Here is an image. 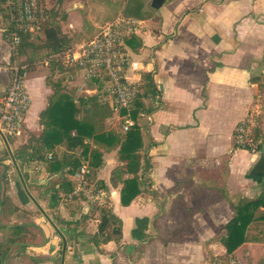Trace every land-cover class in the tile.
<instances>
[{"label": "crops", "instance_id": "1", "mask_svg": "<svg viewBox=\"0 0 264 264\" xmlns=\"http://www.w3.org/2000/svg\"><path fill=\"white\" fill-rule=\"evenodd\" d=\"M152 1L123 0L127 13H117L139 21L124 43L131 57L126 75L139 85L135 127L142 138L140 154L150 165L140 175V194L129 205L121 206V184L110 181L111 171L122 164L118 141H84L100 155L95 178L105 184L121 222L119 243L95 246L90 239L97 216L85 218L64 201L49 204L47 191L57 186L62 172H49L34 159L43 130L39 114L47 108L54 85L71 98L78 120L89 107L82 98L94 95L108 108L111 100L103 81L50 63L49 56L39 65L36 45L45 41L41 31L19 54L29 64L24 83L30 106L22 132L0 137V264H205L210 255L224 253L219 241L235 209L264 197V145L251 155L233 142L236 125L263 86L264 0H164L158 8ZM50 5L51 0H44L47 23ZM78 7L66 9V21L59 25L74 31L98 26L84 5ZM3 27L0 19V96L8 87L12 59ZM96 33L68 48L61 47L60 39L59 49H75ZM113 119L120 117L112 110L111 116L91 120L99 132L117 137ZM22 148L28 163L18 168L14 155ZM53 150L68 153L63 144ZM262 211L260 207L257 214ZM244 237L232 260L264 264V220L251 223Z\"/></svg>", "mask_w": 264, "mask_h": 264}, {"label": "trees", "instance_id": "2", "mask_svg": "<svg viewBox=\"0 0 264 264\" xmlns=\"http://www.w3.org/2000/svg\"><path fill=\"white\" fill-rule=\"evenodd\" d=\"M126 13L127 11L125 9L123 14ZM41 31L45 34V46L50 51L48 56L50 57L51 55L59 53L60 46L58 45V40L60 39L57 37L58 29L51 25H47V20H45L41 23ZM37 39L38 36L31 40L29 34L23 35L21 44L16 50L18 56L20 50L34 43ZM49 62L52 63L55 62V60H49ZM57 63L58 62H55V64ZM94 78H97L96 81H106L101 71L97 72L90 80ZM46 83L50 84L47 78ZM56 87L54 85L53 95L48 101L47 108L39 114L43 130L41 136L38 138L40 152L34 159L45 164L49 172H62L59 178L60 181L56 184L57 186L47 191L49 193V204L53 206L59 201H64L67 205H73L75 211L85 218L97 216L98 224L96 234L90 239L95 246L110 241L119 243L121 222L113 214L109 201H106V203L102 205L89 206L87 210L83 211L80 210V197L75 196L71 199H67L66 196L71 193L75 187V183L71 176L85 163L89 171V175L87 176L89 181L95 186L106 189L105 184L95 178L100 158L98 150H96V148L89 150V146H87L84 141L89 138L98 142L116 139L120 145L118 160L122 164L111 171L110 181L113 186L118 183L121 184V206L126 207L129 205V203L141 192L140 188L143 183L140 180V175L146 173L150 168L147 156L140 154L143 148L141 134L136 127L131 128L125 133L120 129L121 134L117 135V137L115 136L116 138L111 133L99 132V125L97 122L92 121L93 118L103 119L106 116H111L112 109L108 108L107 104L103 101H101V104L97 103V98L94 95H92V97H85L82 98V100L89 107L84 112L85 118L78 120L76 117L79 111L75 108L71 98L62 93L59 94L58 88ZM134 103L131 107V117L135 121L137 113ZM118 113L122 120L125 113L123 111ZM255 134H257L256 131ZM61 144L66 146L68 153L62 152L61 155H58L54 152L53 149L55 146ZM49 153L51 154V159H47L46 157ZM14 158L19 160L18 168L28 163L23 148L15 152ZM260 207H263V211L257 214ZM255 220H264L263 196L255 200L247 201L235 209L234 216L224 225L225 232L219 241L225 251L216 256L210 255L209 262L226 264L230 259H233L232 253L246 241L244 237L246 228L251 223L255 222Z\"/></svg>", "mask_w": 264, "mask_h": 264}, {"label": "built area", "instance_id": "3", "mask_svg": "<svg viewBox=\"0 0 264 264\" xmlns=\"http://www.w3.org/2000/svg\"><path fill=\"white\" fill-rule=\"evenodd\" d=\"M0 19L4 23V39L12 53L8 66V87L0 96V137L6 140L21 134L25 114L30 106V96L24 83L29 64L20 61L16 50L23 35L29 34L31 40L39 36L41 23L46 20L44 0H0ZM138 26L139 21L136 18L118 15L102 26L90 41L49 57V60L57 61L65 69H78L86 79L102 72L106 78L104 93L111 100L112 110L118 115L120 111L125 113L122 120L120 119L124 133L136 125L131 117V107L139 93L138 82L129 80L126 75V70L131 65V57L124 43L135 33ZM258 115L255 105L233 132L235 146L251 155L257 154L263 144L261 135L255 134ZM46 157L51 159V154ZM88 175L85 163L71 176L75 187L66 196L67 199L80 197V210L83 211L89 206L102 205L109 201L108 191L95 186L87 178ZM226 264L235 262L230 259Z\"/></svg>", "mask_w": 264, "mask_h": 264}, {"label": "rangeland", "instance_id": "4", "mask_svg": "<svg viewBox=\"0 0 264 264\" xmlns=\"http://www.w3.org/2000/svg\"><path fill=\"white\" fill-rule=\"evenodd\" d=\"M113 1V2H112ZM51 0L49 22L53 23L52 25L48 22L47 25H51L54 28L58 29V38L62 40L61 47L68 48L72 47L75 44L80 43L87 38H90L91 34L95 33L99 27L103 26L105 23L112 21L116 18L118 12H124L125 8H122L123 0ZM78 5H84L86 9V15L90 11L96 18L97 25L90 24L89 26L84 27L82 31H74L72 28L67 25H59L60 21H66V9L68 12L73 10H79ZM122 8V9H121ZM97 11V12H96ZM65 14V15H64ZM57 21V22H56ZM55 23V24H54ZM103 24V25H102ZM62 27V31H61ZM93 30V31H92ZM96 30V31H95ZM66 33V34H65ZM84 35V37H83ZM64 38V39H63ZM71 40V41H69ZM75 42V43H74ZM38 52L37 56L39 57V65H43V59H45L49 50L45 46L44 38L36 45ZM48 59V58H47ZM54 66V64L52 65ZM49 77V76H48ZM261 79L263 81V86L261 87V92L256 97L252 103V107L257 106L259 115L257 117V127L255 129L257 134H260L264 145V73L261 74ZM51 81V78H48ZM53 80V79H52ZM252 109V108H251ZM111 128L113 131H116L117 134H121V122L116 119L111 120ZM261 146V147H262Z\"/></svg>", "mask_w": 264, "mask_h": 264}, {"label": "water", "instance_id": "5", "mask_svg": "<svg viewBox=\"0 0 264 264\" xmlns=\"http://www.w3.org/2000/svg\"><path fill=\"white\" fill-rule=\"evenodd\" d=\"M163 2H164V0H153L152 1V7L158 8Z\"/></svg>", "mask_w": 264, "mask_h": 264}, {"label": "bare ground", "instance_id": "6", "mask_svg": "<svg viewBox=\"0 0 264 264\" xmlns=\"http://www.w3.org/2000/svg\"><path fill=\"white\" fill-rule=\"evenodd\" d=\"M80 9V8H79ZM81 11V10H80ZM85 12V11H84ZM65 15V14H64ZM57 22V21H56ZM55 24V23H54ZM103 25V24H102ZM84 30V29H83ZM93 31V30H92ZM96 31V30H95ZM96 33V32H95ZM66 34V33H65ZM83 37H84V35H83ZM89 39V38H88ZM69 41H71V40H69ZM72 42V41H71ZM126 42V41H125ZM75 43V42H74ZM78 43V42H77ZM59 51H60V49H59ZM78 71V70H77ZM97 79V78H96ZM90 82V81H89ZM95 82H97L96 80H95ZM103 91V90H102ZM139 129V128H138ZM94 175V174H93ZM93 177V176H92ZM92 179H94V178H92ZM74 234V233H73ZM237 251V250H236Z\"/></svg>", "mask_w": 264, "mask_h": 264}]
</instances>
